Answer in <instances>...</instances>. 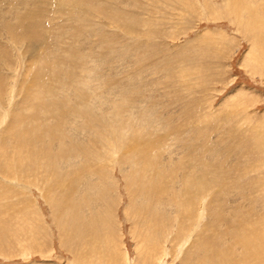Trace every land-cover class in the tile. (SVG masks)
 <instances>
[{"label": "rangeland", "instance_id": "1", "mask_svg": "<svg viewBox=\"0 0 264 264\" xmlns=\"http://www.w3.org/2000/svg\"><path fill=\"white\" fill-rule=\"evenodd\" d=\"M15 2L34 6L0 0V264H264V0H38L30 47L3 28ZM206 236L222 248L192 255Z\"/></svg>", "mask_w": 264, "mask_h": 264}, {"label": "bare ground", "instance_id": "2", "mask_svg": "<svg viewBox=\"0 0 264 264\" xmlns=\"http://www.w3.org/2000/svg\"><path fill=\"white\" fill-rule=\"evenodd\" d=\"M10 1V0H9ZM17 1V0H16ZM19 1V0H18ZM30 1H32L34 4V6H33V9H31V7H27L28 9H27V11H25V12H22V11H20V10H18L17 9V6L19 7V5H15L16 4V2L13 4L14 6H12L9 10H11L12 12V14H11V16H14V19L12 20V22L14 23V25L16 26L15 28H13V26H4L3 28H6V32H7V34H8V37L10 38V40H12L11 39V35H9L10 33L12 34L13 32H15L16 31V33H18L19 35L18 36H22L21 37V39H22V41L23 40H27L28 41V44H29V47H30V45H32L33 44V46H35L34 44H36V41H35V31H36V29L39 27V23H34V20H32L33 19V15L35 14L36 15V10H37V5H39L38 4V0H30ZM206 1H208V0H206ZM26 2V1H25ZM18 3V2H17ZM30 3V2H29ZM70 3V2H69ZM42 4V3H41ZM40 4V5H41ZM77 4H79V2L77 3ZM39 5V6H40ZM30 6V5H29ZM25 8V10H26V7H24ZM39 9V8H38ZM41 10V9H40ZM40 10H38V11H40ZM1 12V11H0ZM40 14V13H39ZM0 16H6V15H4V14H1L0 13ZM39 17V16H38ZM37 17V18H38ZM251 17V16H250ZM35 18V17H34ZM257 18V17H256ZM258 20V19H257ZM249 21V20H248ZM254 21H256V20H252V23L250 24V25H252L253 24V22ZM259 26V25H258ZM251 27V26H250ZM21 29V30H20ZM14 36H16L15 34H13ZM6 38V37H5ZM32 41V43H31V41ZM10 42V41H9ZM14 42H16V41H14ZM45 43V41H44V39H43V41H41V43H40V45H42V44H44ZM3 45L2 44H0V47H2ZM50 72H48V74H49ZM0 78H1V76H0ZM2 78H4L3 76H2ZM55 80V79H54ZM0 81H1V79H0ZM34 87H35V85L34 84H32ZM35 88H38V87H35ZM2 91H3V89H2ZM39 91H37L36 90V94L39 96ZM38 96H35L36 98H38ZM50 100V99H49ZM52 101V100H51ZM29 103V102H28ZM32 103V102H31ZM54 104V103H53ZM53 104H51V103H47L41 110H42V113L41 114H39V115H37L38 116V118H40V119H42V120H44V118L43 117H47V114H49L50 112H47L48 111V109H49V111H53L54 112V110L53 109H57V107L56 106H52ZM56 104V103H55ZM31 105V107H34V104L32 103V104H30ZM36 106V105H35ZM39 106V105H38ZM41 106V105H40ZM105 107V106H104ZM87 110V109H86ZM52 113V112H51ZM60 115V114H59ZM103 115V114H102ZM104 116V115H103ZM27 118H29V117H27ZM58 118V117H57ZM60 118V117H59ZM30 121H32L33 122V124H34V121H35V116H31L30 117ZM96 122V121H95ZM49 123V122H48ZM55 124V123H54ZM100 124V123H99ZM103 124V123H102ZM56 125H59V124H56ZM80 125V124H79ZM36 126V125H35ZM39 128V127H38ZM41 128V127H40ZM39 128V129H40ZM45 128V127H44ZM89 129V128H88ZM123 129V128H122ZM130 130V129H129ZM100 132V131H99ZM42 136V135H41ZM78 145V144H77ZM134 145H135V143H134ZM69 148H71L72 146L69 144V145H67ZM50 149V148H49ZM67 150V149H66ZM70 150V149H69ZM145 150H146V152H147V149L146 148H142V150H141V152L142 153H140L141 155L139 156L140 157V160H139V162L142 160V158H143V156L145 157V155H144V153H145ZM77 152V151H76ZM76 152L75 151H73V153L74 154H76ZM63 154V153H62ZM68 154V153H67ZM52 156V155H51ZM55 156V155H54ZM76 156V155H75ZM90 156V155H89ZM56 157H57V155H56ZM149 157H150V155H149ZM154 157V156H153ZM152 157V159H154ZM148 158V157H147ZM94 159V158H93ZM137 159V158H136ZM156 159V158H155ZM154 159V160H155ZM17 160V159H16ZM15 159H14V161H12V160H7L5 163L8 165V166H10V164L12 165V166H14V162L16 161ZM26 160H28V159H26ZM148 160V159H147ZM149 161H150V159H149ZM148 161V162H149ZM94 162V161H93ZM151 162V161H150ZM18 163H20L21 165H22V162L20 161V162H18ZM18 163H17V165H18ZM52 163H55V162H52ZM143 163H145L146 165H148V167L152 170V169H154V168H152V167H155V169L153 170L154 171V173L152 174V176H151V179H150V181H149V186H150V188L148 189V191L147 192H151V194L153 193V194H155L156 192V182L158 181L159 182V175H160V173H161V171L163 170V168H165V166H163V168H157V165H158V163H156V165H155V163L154 162H151V163H153V164H151L152 165V167H150L149 166V164L147 163V161H145L144 160V162ZM145 164H144V166H145ZM16 165V164H15ZM16 165V166H17ZM23 167H24V165H22ZM28 165H26V167H27ZM143 166V167H144ZM178 166V165H177ZM20 166L18 165V168H19ZM26 167H24L25 169H26ZM162 167V166H161ZM22 168V167H21ZM146 168V167H145ZM11 171H12V169H11ZM10 171V172H11ZM21 170H18V172H20ZM15 172V171H14ZM20 173H22V172H20ZM15 174V173H14ZM13 175V174H12ZM143 175H144V173H143ZM137 178V177H136ZM75 180V179H74ZM199 180V179H198ZM73 181V180H72ZM72 181H70V183L72 182ZM173 181H174V179H173ZM197 182V181H196ZM200 182V181H199ZM200 184V183H199ZM203 184V183H202ZM72 185V184H71ZM175 186V185H174ZM174 186H172V187H174ZM181 186V185H180ZM189 187H190V185H188ZM193 186H195V185H191V188H193ZM199 186V185H198ZM142 187V186H141ZM199 187H202V186H199ZM71 188V187H70ZM74 188V187H73ZM175 189V188H174ZM73 190V189H72ZM181 191V192H180ZM189 191V189L187 190V189H184L183 187L181 188V189H177L176 190V193H175V197L177 198V195L176 194H178V195H184L186 192H188ZM186 197V196H185ZM168 198V197H167ZM180 198H181V196H180ZM184 198V197H183ZM177 199H179V198H177ZM143 202V201H142ZM156 203V201L155 202H153V204H155ZM165 203V202H164ZM169 203V202H168ZM156 205H157V203H156ZM184 205V204H183ZM150 207H152V210H154L153 209V206H150ZM149 207V208H150ZM169 207V206H168ZM161 208V207H160ZM167 208V207H166ZM214 209V208H213ZM182 211V210H181ZM224 211V210H223ZM150 212H152V211H150ZM168 212V211H167ZM179 214H184V211L181 213H179ZM149 216H151V217H153L154 216V214L153 213H149V215H148V217ZM237 217H238V215H236ZM230 217V216H229ZM250 219V218H249ZM76 220V219H75ZM220 220V219H219ZM210 221V220H209ZM231 224H232V220H228ZM238 221H239V219H238ZM249 221V220H248ZM247 221V222H248ZM234 222H235V220L233 221V224H234ZM240 222V221H239ZM226 223V222H225ZM222 224V223H221ZM208 225V224H207ZM150 226V225H149ZM241 227H242V225H241ZM98 229V228H97ZM104 229V228H103ZM209 229V228H208ZM206 230H207V228H206ZM253 230V229H252ZM213 232V231H212ZM251 232H253V231H251ZM212 234V233H211ZM258 234V233H257ZM253 235V234H252ZM84 236V235H83ZM220 236V235H219ZM253 236H255V234L253 235ZM244 238H246V237H243V239ZM248 238V237H247ZM253 238V237H252ZM257 238V237H256ZM255 238V239H256ZM258 238H259V236H258ZM242 239V238H241ZM249 239V238H248ZM256 240H258V239H256ZM215 241V243H213V242H211V237H209V236H206L205 237V239L204 240H201L200 241V243H199V245H200V247H201V243H204V244H206L205 246L207 247V250H204L203 248H199V245L195 248V250L192 252V255L195 253V255H198L200 258H203V257H205V255L207 256V254H209V253H211V254H213L214 253V251H216V248H222L221 246L223 245V243L222 242H219V241H216V240H214ZM247 241V240H246ZM83 243V242H82ZM241 243V242H240ZM249 243V242H248ZM258 243H259V241H258ZM261 243V242H260ZM225 244V243H224ZM252 244V243H251ZM256 244H257V242H256ZM81 245V244H80ZM91 245V244H90ZM250 246V245H249ZM257 246V245H256ZM203 247V246H202ZM253 247H255V246H253ZM252 247V248H253ZM104 248V247H103ZM243 248H245L244 246H243ZM251 248V247H250ZM250 248H248V249H250ZM252 248H251V250H252ZM246 249H247V247H246ZM247 249V250H248ZM259 249V248H258ZM218 250V249H217ZM223 250V249H222ZM245 249H243V251H244ZM256 250V249H255ZM230 252V251H229ZM227 253H228V251H227ZM231 253V252H230ZM216 254H218V257H219V255L221 254H219L218 252L216 253ZM244 254H246V253H244ZM248 254H250V252H248ZM192 255H191V257H192ZM213 255H215V254H213ZM237 255V254H236ZM240 255V254H239ZM217 256V255H216ZM244 256V255H243ZM246 256V255H245ZM228 257H230V255H228ZM227 257V258H228ZM237 256H235L234 258H236ZM247 257V256H246ZM190 258V257H189ZM222 258V256L219 258V259H221ZM233 258V259H234ZM237 258H239V257H237ZM242 258V259H241ZM241 258H239L240 260H243V257L241 256ZM251 258H252V256H251ZM224 259V258H223ZM223 259H221V261L223 260ZM231 259H232V257H231ZM238 259V260H239ZM82 260V259H81ZM84 260V259H83ZM104 260V259H103ZM190 260H191V258H190ZM190 260H189V262H190ZM228 261H229V259H227ZM161 261V260H160ZM182 261V260H181ZM220 261V262H221ZM224 262V261H223ZM234 262V261H233ZM232 262V263H233ZM241 262H243V261H241ZM105 263V262H104ZM206 264H214L213 263V261H206L205 262ZM204 263V264H205ZM225 263V262H224ZM231 263V264H232ZM218 264V263H217ZM227 264H229V263H227ZM241 264V263H240Z\"/></svg>", "mask_w": 264, "mask_h": 264}]
</instances>
